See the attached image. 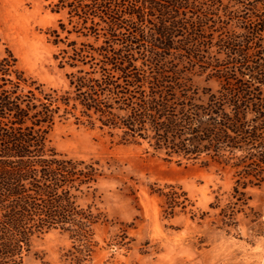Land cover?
Wrapping results in <instances>:
<instances>
[{
  "label": "trees",
  "instance_id": "obj_1",
  "mask_svg": "<svg viewBox=\"0 0 264 264\" xmlns=\"http://www.w3.org/2000/svg\"><path fill=\"white\" fill-rule=\"evenodd\" d=\"M51 11L65 14L47 34L67 89L45 91L0 56V264H24L52 231L82 264L107 225L94 201L110 165L58 153L56 124L228 168L241 206L264 184V0H56ZM167 188L173 210L180 188Z\"/></svg>",
  "mask_w": 264,
  "mask_h": 264
},
{
  "label": "rangeland",
  "instance_id": "obj_2",
  "mask_svg": "<svg viewBox=\"0 0 264 264\" xmlns=\"http://www.w3.org/2000/svg\"><path fill=\"white\" fill-rule=\"evenodd\" d=\"M55 2L0 0V56L10 52L45 91L67 89L69 72L58 68L47 34L65 18L51 11ZM48 137L60 154L110 165L94 201L107 225L94 228V253L82 264H264V184L247 188L241 206L232 196L233 172L215 163L166 158L146 143L122 144L72 121ZM169 186L180 188L173 210L161 195ZM71 245L52 231L34 240L24 264H74L66 257Z\"/></svg>",
  "mask_w": 264,
  "mask_h": 264
}]
</instances>
